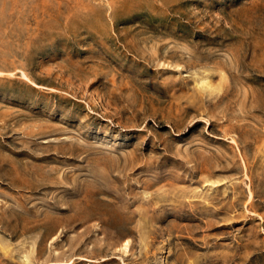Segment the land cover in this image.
I'll use <instances>...</instances> for the list:
<instances>
[{
  "label": "rangeland",
  "instance_id": "obj_1",
  "mask_svg": "<svg viewBox=\"0 0 264 264\" xmlns=\"http://www.w3.org/2000/svg\"><path fill=\"white\" fill-rule=\"evenodd\" d=\"M0 264H264V0H0Z\"/></svg>",
  "mask_w": 264,
  "mask_h": 264
}]
</instances>
